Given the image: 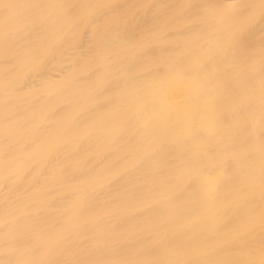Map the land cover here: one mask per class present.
I'll use <instances>...</instances> for the list:
<instances>
[{
	"label": "bare ground",
	"instance_id": "bare-ground-1",
	"mask_svg": "<svg viewBox=\"0 0 264 264\" xmlns=\"http://www.w3.org/2000/svg\"><path fill=\"white\" fill-rule=\"evenodd\" d=\"M0 264H264V0H0Z\"/></svg>",
	"mask_w": 264,
	"mask_h": 264
},
{
	"label": "rangeland",
	"instance_id": "rangeland-1",
	"mask_svg": "<svg viewBox=\"0 0 264 264\" xmlns=\"http://www.w3.org/2000/svg\"><path fill=\"white\" fill-rule=\"evenodd\" d=\"M260 37H261V36H260ZM257 39H258V38H257ZM257 39H256V40H257Z\"/></svg>",
	"mask_w": 264,
	"mask_h": 264
}]
</instances>
